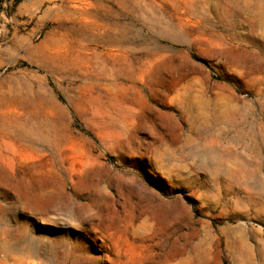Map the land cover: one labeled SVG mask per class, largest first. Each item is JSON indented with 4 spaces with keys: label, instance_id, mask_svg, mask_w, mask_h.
Masks as SVG:
<instances>
[{
    "label": "rangeland",
    "instance_id": "374dc122",
    "mask_svg": "<svg viewBox=\"0 0 264 264\" xmlns=\"http://www.w3.org/2000/svg\"><path fill=\"white\" fill-rule=\"evenodd\" d=\"M7 97L0 264H264V0H0Z\"/></svg>",
    "mask_w": 264,
    "mask_h": 264
},
{
    "label": "bare ground",
    "instance_id": "6f19581e",
    "mask_svg": "<svg viewBox=\"0 0 264 264\" xmlns=\"http://www.w3.org/2000/svg\"><path fill=\"white\" fill-rule=\"evenodd\" d=\"M1 106L5 107L4 112L7 114H10V116L11 115L14 116L17 113V107H16L15 100H12L11 98L7 97L4 100L0 99V107ZM10 121L12 122L13 120L10 118ZM10 124L3 127V129H1L0 131V142L4 139H8L13 147L16 146V149L12 148L11 146L10 147L0 146V158L1 160L8 161L7 166H11V163L14 162L15 157L19 153L18 148H21L22 150H31V153L35 155H36L37 150L38 152L41 149L42 150L46 149L47 151H49L52 148L50 145V141H51L50 135L48 136L44 134L43 131L41 132V134H39L38 132H33L34 136L36 137L34 138V140H32L31 139L32 137L26 135L18 128H13V126H10ZM18 189L20 191L23 190L21 195L24 198L23 199L24 201L27 200L28 198H33L35 196V194L33 193L34 188L32 187L28 188L25 185H20V188ZM65 211H67V213H72L71 209L69 210L65 209ZM13 250L16 252H20L21 248L17 246Z\"/></svg>",
    "mask_w": 264,
    "mask_h": 264
}]
</instances>
